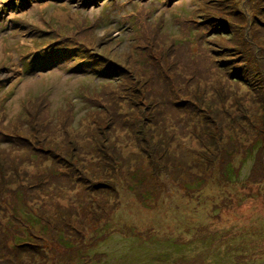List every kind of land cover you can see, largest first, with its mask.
<instances>
[{"label": "rangeland", "instance_id": "rangeland-1", "mask_svg": "<svg viewBox=\"0 0 264 264\" xmlns=\"http://www.w3.org/2000/svg\"><path fill=\"white\" fill-rule=\"evenodd\" d=\"M0 264H264V0H0Z\"/></svg>", "mask_w": 264, "mask_h": 264}, {"label": "trees", "instance_id": "trees-1", "mask_svg": "<svg viewBox=\"0 0 264 264\" xmlns=\"http://www.w3.org/2000/svg\"><path fill=\"white\" fill-rule=\"evenodd\" d=\"M225 64H227V63H225ZM240 74H241V73H240ZM12 215L14 216V214H13V213H12ZM12 215H11V216H12ZM31 222H32V221H30V223H31ZM33 224H35V223H34V221H33ZM8 229H10V227H8ZM16 247H17V246H16ZM10 248H11L12 250H14V248H13V247H10Z\"/></svg>", "mask_w": 264, "mask_h": 264}]
</instances>
